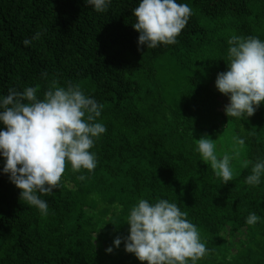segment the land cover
<instances>
[{
  "label": "trees",
  "instance_id": "1",
  "mask_svg": "<svg viewBox=\"0 0 264 264\" xmlns=\"http://www.w3.org/2000/svg\"><path fill=\"white\" fill-rule=\"evenodd\" d=\"M139 2L111 0L98 13L85 0H0V97L38 87L43 99L53 80L79 85L102 105L97 122L106 127L91 149L92 172L69 165L58 188L38 193L47 215L20 200L0 155V264H140L123 242L140 199L187 213L208 250L197 264H264V174L248 185L252 165L241 166L264 159V103L252 117L228 118L208 87L227 71L231 35L264 41V0H177L192 9L188 23L175 44L155 49L138 45ZM204 135L218 157L239 147L234 136L245 140L228 184L196 151Z\"/></svg>",
  "mask_w": 264,
  "mask_h": 264
},
{
  "label": "clouds",
  "instance_id": "2",
  "mask_svg": "<svg viewBox=\"0 0 264 264\" xmlns=\"http://www.w3.org/2000/svg\"><path fill=\"white\" fill-rule=\"evenodd\" d=\"M110 3L111 0H85L98 13ZM191 14L192 9L177 0H140L132 11L138 45L155 49L175 44ZM41 35L36 32L22 43L27 47ZM227 43V71L218 73L215 87L229 98L224 109L228 118L252 117L264 103V41L233 34ZM38 91V87L23 91L10 88L7 96L0 97V122L5 128L0 130V155L5 160L3 172L20 190V200L47 215L48 204L38 193L48 195L58 188L69 165L73 173L82 169L92 172L97 158L91 149L106 127L97 122L102 105L86 96L79 85L61 87L53 80L43 99H38ZM233 141L239 147L232 149V155L218 157L216 143L209 136L196 140V151L224 184L232 180L231 161L239 159L240 148L245 145L238 136ZM250 164L251 174L245 183L256 186L264 174V159L255 163L243 160L241 166L248 168ZM77 179L83 181L86 176L79 175ZM259 219L250 213L246 223L255 225ZM127 225L130 231L123 240L125 251L134 254L140 264H197L207 254L198 228L176 203L140 199L131 207ZM121 242L117 237L114 246L119 248ZM112 251V247L107 249L108 253Z\"/></svg>",
  "mask_w": 264,
  "mask_h": 264
},
{
  "label": "rangeland",
  "instance_id": "3",
  "mask_svg": "<svg viewBox=\"0 0 264 264\" xmlns=\"http://www.w3.org/2000/svg\"><path fill=\"white\" fill-rule=\"evenodd\" d=\"M216 76L215 77H212L210 80H209V88L212 90V91H215V81H216ZM217 101H218V105L216 106L215 108V112L216 113H219L220 115H225V106L229 103V100H227L224 96H222L221 94H218L217 96ZM235 253V249H231L229 251L228 254L230 255H233Z\"/></svg>",
  "mask_w": 264,
  "mask_h": 264
}]
</instances>
